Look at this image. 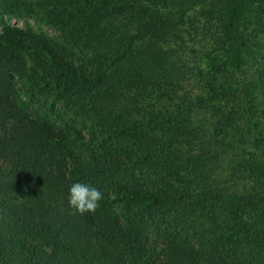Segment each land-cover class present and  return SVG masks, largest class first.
<instances>
[{
	"label": "trees",
	"instance_id": "1",
	"mask_svg": "<svg viewBox=\"0 0 264 264\" xmlns=\"http://www.w3.org/2000/svg\"><path fill=\"white\" fill-rule=\"evenodd\" d=\"M4 15L58 36L0 26V264H264V0ZM77 182L95 212L69 207Z\"/></svg>",
	"mask_w": 264,
	"mask_h": 264
},
{
	"label": "rangeland",
	"instance_id": "2",
	"mask_svg": "<svg viewBox=\"0 0 264 264\" xmlns=\"http://www.w3.org/2000/svg\"><path fill=\"white\" fill-rule=\"evenodd\" d=\"M4 23L10 24V25H13V26H16V27H20V28H23V29H32L37 34H45V35H48V36H51V37L58 36V34L50 26L38 23L35 20L30 19V18H17V17H15L13 15H4V16L0 17V26L2 24H4ZM187 30H188V28L184 29L185 32ZM185 38L188 41L190 40L188 35H185ZM189 45L190 44H188V46ZM187 49L188 48H186V46H185V50L186 51H187ZM195 49L196 48L191 47V50H195ZM191 50L187 51L188 54L186 52L187 56H189V57L192 56ZM49 104L52 105L51 102H49ZM69 116L72 119L71 121H73L77 125V127L79 129H87V128L90 129L91 128L90 122L85 120V118H82V117H79V116H76V115H73V114H70ZM0 166H3V167L6 168V167H8V164H7V162L0 161ZM151 240H152L153 246L156 247L160 251L161 248H160L159 244H161V241L158 240L157 237H155V236H152Z\"/></svg>",
	"mask_w": 264,
	"mask_h": 264
},
{
	"label": "clouds",
	"instance_id": "3",
	"mask_svg": "<svg viewBox=\"0 0 264 264\" xmlns=\"http://www.w3.org/2000/svg\"><path fill=\"white\" fill-rule=\"evenodd\" d=\"M103 199L102 192L85 183H73L68 193L69 207L80 214L93 213Z\"/></svg>",
	"mask_w": 264,
	"mask_h": 264
}]
</instances>
